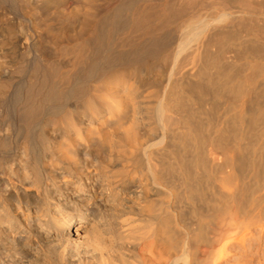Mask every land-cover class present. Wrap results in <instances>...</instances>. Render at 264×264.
Returning a JSON list of instances; mask_svg holds the SVG:
<instances>
[{
  "label": "bare ground",
  "instance_id": "obj_1",
  "mask_svg": "<svg viewBox=\"0 0 264 264\" xmlns=\"http://www.w3.org/2000/svg\"><path fill=\"white\" fill-rule=\"evenodd\" d=\"M0 264H264V0H0Z\"/></svg>",
  "mask_w": 264,
  "mask_h": 264
}]
</instances>
